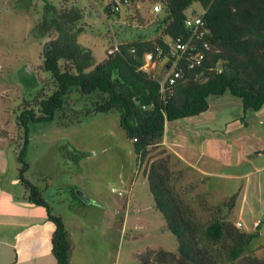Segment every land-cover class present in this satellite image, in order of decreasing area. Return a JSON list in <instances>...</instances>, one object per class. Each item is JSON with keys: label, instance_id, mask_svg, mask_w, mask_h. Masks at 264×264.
Segmentation results:
<instances>
[{"label": "trees", "instance_id": "obj_1", "mask_svg": "<svg viewBox=\"0 0 264 264\" xmlns=\"http://www.w3.org/2000/svg\"><path fill=\"white\" fill-rule=\"evenodd\" d=\"M43 1L41 16L29 36L33 40L54 37L42 50L39 69L47 74L39 80L42 86L14 112L19 146L15 179L27 193L25 201L43 207L54 223L51 242L56 264H70L72 240L62 216L52 212L38 186L26 177L30 126L55 121L70 126L80 117L115 111L126 137L135 138L139 165L150 147L164 153L161 142L167 122L207 111L212 97L228 93L241 101L244 113L259 110L264 105V0H155L161 4L158 17L147 25H128L116 32L112 44H118L119 49L113 54L106 52L97 63L92 50L78 42L84 26L80 24L81 7ZM194 2L200 10L188 15L186 9ZM134 3L130 0L118 12L111 4L102 3L103 14L110 23L118 21L133 10ZM194 17L202 19L200 37L185 24L186 18ZM176 38L195 49L177 59L181 76L169 91L161 93L160 78L140 67L145 55L152 53L156 67L160 64L168 69L167 64L174 60L170 50ZM204 42L212 49L206 51L200 65L189 68V57ZM169 157L166 153L155 158L146 176L154 207L164 228L177 239V248L175 252L159 249L153 255L155 261L147 255L140 264H237L249 242L260 234V225L258 231H239L231 222L215 218L201 226L173 189ZM253 263L260 264L257 259Z\"/></svg>", "mask_w": 264, "mask_h": 264}, {"label": "rangeland", "instance_id": "obj_2", "mask_svg": "<svg viewBox=\"0 0 264 264\" xmlns=\"http://www.w3.org/2000/svg\"><path fill=\"white\" fill-rule=\"evenodd\" d=\"M49 1L60 7H68L69 2L81 7L84 15L80 24L84 26L78 34V42L92 50L95 63L105 57L107 48L118 35L116 32L128 25H147L160 14L151 12L155 0H135L132 11L110 23L103 15V0ZM43 4V0L30 3L29 0H0V160H3V166L5 164L4 183L13 189L19 147L14 112L42 86L39 80L47 76L39 69L42 50L54 37L51 34L33 40L29 36L41 16ZM194 9L200 10L197 2L190 5L186 13L190 15ZM163 68L159 64L148 73L162 79L167 72ZM236 108L235 105H225L222 113L229 116L231 112L234 116L238 112ZM58 122L30 126L26 177L38 186L52 212L62 216L72 240L70 264H140V259L147 255L148 259L155 261L153 255L159 249L176 251L177 239L164 228V220L154 207L146 176L148 165L166 153L171 154L173 189L193 211L201 226L222 218L239 231L250 232L258 231L253 221L261 220L260 234L249 242L237 264H254L255 259L264 264L263 199L252 200L256 191L261 190L264 196V168L260 170L264 156L255 160L256 156L250 158L252 153L243 154L231 149L226 154L230 156V160H226L227 166H220L217 155L209 158L179 149L184 157L181 160L162 146L164 153L158 154L159 149L150 147L138 165L134 140L126 137L115 111L80 117L70 126ZM165 133L170 134L171 130L165 128ZM201 134L200 130L194 136ZM189 138L187 146L193 150L198 148L195 137ZM208 147H212L211 143ZM74 149L84 155L78 157ZM193 165L212 171L203 174ZM251 170L249 200L243 202L236 199L233 191L245 181L246 175H239ZM17 187L20 191L19 183ZM75 187V191H82L89 199L88 203L80 204L77 196L72 197ZM118 192L124 195L120 196ZM238 221L242 222L241 228L236 226Z\"/></svg>", "mask_w": 264, "mask_h": 264}, {"label": "crops", "instance_id": "obj_3", "mask_svg": "<svg viewBox=\"0 0 264 264\" xmlns=\"http://www.w3.org/2000/svg\"><path fill=\"white\" fill-rule=\"evenodd\" d=\"M63 1L65 2V0ZM68 4L70 6V2ZM225 105H229V107L235 105L238 108L237 114L231 116L232 113L229 112L228 116L226 113H222V108ZM242 118H246V120ZM165 128L166 131L170 129L171 133H165L164 130L161 145L181 160L184 157L179 149L191 150L200 155H207L209 158H214L217 155L220 166H227L226 160H230V156L226 154L228 151L231 152V149L243 154L252 153L250 158L256 156L255 160H260V155L264 156V105L259 110L244 113L241 101L228 93L210 98V106L207 111L194 117L167 122ZM198 130H201L202 134L199 137L194 136L199 133ZM190 136L195 137V143L199 145L194 150L187 146ZM210 143L211 148L208 147ZM4 166L3 160H0V264H56L51 242L55 228L54 223L47 218L43 207L42 211L41 206L25 201L27 193L22 187L20 191L17 190L16 179L14 187L16 191L5 185L7 182L4 183ZM193 167L203 174H209L212 171V169L196 165ZM263 168L264 162L261 164L260 170ZM251 173L252 170L239 175H246L245 181L236 191H233L237 195L236 199L243 202L249 200L251 184L248 177ZM226 175L230 174L226 173ZM75 189L76 187L72 197L77 196L76 200L80 204L88 203L89 199L84 196V193L80 190L75 191ZM262 195L261 190L260 192L256 191L252 200L263 199L264 201ZM242 203L239 206V213Z\"/></svg>", "mask_w": 264, "mask_h": 264}, {"label": "built area", "instance_id": "obj_4", "mask_svg": "<svg viewBox=\"0 0 264 264\" xmlns=\"http://www.w3.org/2000/svg\"><path fill=\"white\" fill-rule=\"evenodd\" d=\"M105 4H111L113 11H120L122 6L127 5L130 0H104ZM161 9V5L159 3H154L153 5V11L159 12ZM185 24L187 27H192L194 33H199V37L203 34L204 30L202 29V19L200 17H194V18H187L185 20ZM203 47L206 49H209V46L207 43H202ZM158 50V53H161V50L159 48H156ZM194 50L195 47L192 45L190 46L189 42H184L180 38H176L172 45L170 50V55L174 57V60L170 64H167V72L163 76L162 79H159V85L161 92H164L165 90H170L176 83L177 79L181 76V70L179 68H176L177 65V59L181 57L185 52L188 50ZM115 50H117V47L112 48L109 50V53H113ZM206 59V53L204 49H196L195 53L191 55L188 59L187 66L189 68H194L202 63V61ZM152 65V66H151ZM156 59L153 58L152 53H147L144 58V63L140 67L141 69H145L149 71V69L156 66ZM119 194H122V192H118ZM260 220H257L254 222L255 225H258ZM238 226L241 225L240 222L237 223Z\"/></svg>", "mask_w": 264, "mask_h": 264}, {"label": "clouds", "instance_id": "obj_5", "mask_svg": "<svg viewBox=\"0 0 264 264\" xmlns=\"http://www.w3.org/2000/svg\"><path fill=\"white\" fill-rule=\"evenodd\" d=\"M103 1H104V0H103ZM100 2H101V1H100ZM104 3H105V2H104ZM155 3H159V2H155ZM101 4H102V3H101ZM129 4H130V2H129L127 5H129ZM159 4H160V3H159ZM127 5H126V6H127ZM153 5H154V4H153ZM160 5H161V4H160ZM134 6H135V3L133 4V7H134ZM160 11H161V9H160ZM160 11H159V12H160ZM151 12H152V13H156V14L159 13V12H154V11H153V6H152V8H151ZM103 15H104V14H103ZM104 17H105V16H104ZM186 19H187V18H186ZM186 19H185V20H186ZM205 43H207V42H205ZM207 44H208V46H209V49H212V47L210 46V43H207ZM115 47H117V50L119 49L118 44H116V43L112 44L111 47L107 48V51H106V52H107V55H108V54H113L115 51H117V50H115L113 53H109V50L112 49V48H115ZM202 48L204 49L205 53H206L207 50H209V49L204 48L203 45H202ZM202 48H200V49H202ZM142 65H143V64H142ZM154 67H156V66H154ZM154 67H153V68H154ZM153 68H152V69H153ZM143 70H145V69H143ZM150 70H151V69H150ZM145 71H147V70H145ZM147 72H148V71H147ZM218 72H220V69H218ZM160 91H161V90H160ZM161 93H164V92H161ZM133 140H135V138H134ZM127 204H128V202L126 203V205H127ZM256 220H257V219H256ZM256 220H255V221H256ZM259 220H260V219H259ZM255 221H253V225H254V222H255ZM260 221H261V220H260ZM238 222L241 223L240 226L237 225ZM238 222H236V226H237V228H241V227H242V222H241V221H238ZM258 225H259V224H258ZM258 225H257V226H258ZM257 226H256V227H257ZM256 227H255V229H256Z\"/></svg>", "mask_w": 264, "mask_h": 264}]
</instances>
